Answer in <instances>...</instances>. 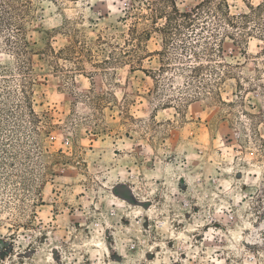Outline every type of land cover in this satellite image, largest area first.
Wrapping results in <instances>:
<instances>
[{"label": "rangeland", "instance_id": "1", "mask_svg": "<svg viewBox=\"0 0 264 264\" xmlns=\"http://www.w3.org/2000/svg\"><path fill=\"white\" fill-rule=\"evenodd\" d=\"M222 1L158 73L163 0H0V264H264V42Z\"/></svg>", "mask_w": 264, "mask_h": 264}, {"label": "trees", "instance_id": "2", "mask_svg": "<svg viewBox=\"0 0 264 264\" xmlns=\"http://www.w3.org/2000/svg\"><path fill=\"white\" fill-rule=\"evenodd\" d=\"M165 3H167L169 10L167 9H160L156 12V19H162L165 20V22L162 24H159L156 22V27L154 28L155 31L159 32L163 37V45L162 50L157 51L155 55H158L161 57L160 63L161 67L158 71V73H164L168 67L166 64V61L169 60L168 58V50L169 46L173 38H183L185 39L186 36H184L183 32L186 28H189L192 26L198 19L201 17H204V12L207 9L208 15L213 13V9L211 8L212 0H202V2L194 9H191L190 11L182 12L176 0H163ZM248 9V12L240 13V14H234L231 11V7L229 5V0H223L220 2L218 8H217V16L219 17L218 25L220 28L222 27V30L218 35L211 32V29H209L210 37H217L219 38V41L222 42L225 39H231L233 40L234 44H241V45H247L248 40L250 38H258L260 41L264 42V3L254 6L249 3H247L246 0H244ZM149 5L153 6V2L149 3ZM164 18V19H163ZM232 31V32H231ZM233 31L237 33H233ZM151 35L150 31H143L137 39H147ZM258 36V37H257ZM208 39V38H207ZM206 39V52L204 53L206 58H212L213 57V48L209 47V42H207ZM184 41V40H183ZM75 47L69 48V53L71 51H75ZM51 54L53 55V58L55 59H66V50L61 51H55L50 50ZM260 55L264 56V47L262 48ZM195 56L197 59H201L200 54L195 52ZM69 57V55L67 56ZM223 57V55L221 56ZM168 58V59H166ZM145 58L138 59V63H143ZM68 60V59H66ZM179 61L183 60L181 58L178 59ZM131 62V61H130ZM135 68V67H133ZM207 66H204L202 64L197 65L195 67H190V78L192 80H199L202 76V73L205 69H207ZM143 70V69H142ZM146 72V71H145ZM157 78L154 77V79ZM200 81V80H199ZM219 84V83H218ZM33 112V111H32ZM34 116L37 118V115L33 112Z\"/></svg>", "mask_w": 264, "mask_h": 264}]
</instances>
